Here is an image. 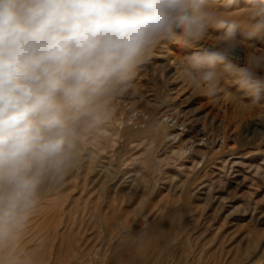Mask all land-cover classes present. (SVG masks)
Segmentation results:
<instances>
[{"label": "rangeland", "instance_id": "1", "mask_svg": "<svg viewBox=\"0 0 264 264\" xmlns=\"http://www.w3.org/2000/svg\"><path fill=\"white\" fill-rule=\"evenodd\" d=\"M188 54L158 45L84 133L24 236L40 264H264V101L228 78L193 91L178 75Z\"/></svg>", "mask_w": 264, "mask_h": 264}, {"label": "clouds", "instance_id": "2", "mask_svg": "<svg viewBox=\"0 0 264 264\" xmlns=\"http://www.w3.org/2000/svg\"><path fill=\"white\" fill-rule=\"evenodd\" d=\"M162 42L189 51L193 91L264 101V0H0V264H40L23 239L43 193Z\"/></svg>", "mask_w": 264, "mask_h": 264}, {"label": "bare ground", "instance_id": "3", "mask_svg": "<svg viewBox=\"0 0 264 264\" xmlns=\"http://www.w3.org/2000/svg\"><path fill=\"white\" fill-rule=\"evenodd\" d=\"M165 120L166 121H172V120H174V116H172V115H169V116H165ZM178 120V119H177ZM176 120V121H177ZM105 127V126H104ZM199 130L201 131V133H203L204 132V129H203V127L202 128H199ZM159 132V131H158ZM117 134V133H116ZM219 142H220V140L218 139V140H216V141H214L213 142V144L215 145V144H219ZM88 152V151H87ZM259 166H260V164H259ZM262 166V165H261ZM258 167V166H257ZM243 169V168H242ZM259 169V168H258ZM260 169H261V167H260ZM238 171L240 172L241 170H240V168H238ZM259 172V171H258ZM157 227V226H156ZM168 231V230H167ZM132 259V258H131ZM128 264H129V262H128ZM141 264V263H140Z\"/></svg>", "mask_w": 264, "mask_h": 264}]
</instances>
